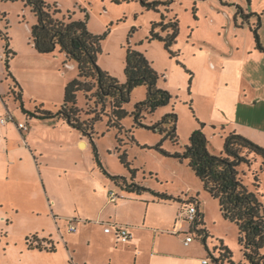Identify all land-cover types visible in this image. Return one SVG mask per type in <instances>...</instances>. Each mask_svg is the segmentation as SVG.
<instances>
[{"label": "rangeland", "instance_id": "374dc122", "mask_svg": "<svg viewBox=\"0 0 264 264\" xmlns=\"http://www.w3.org/2000/svg\"><path fill=\"white\" fill-rule=\"evenodd\" d=\"M43 2L56 5L64 16L70 15L72 20L85 21L91 34L105 36L97 65L119 82H125L123 71L127 45L144 54L160 76L158 88L171 95L170 104L159 108L153 116H147L144 123L151 124L174 112L177 115L178 143L173 144L157 133L137 128L131 133L134 141L121 147V152L126 150L130 168L138 169L137 183L152 190L179 194L184 200L188 199V192L199 198L201 210L205 213L204 227L209 233L205 245L202 237L193 236L195 242L206 249L210 264H214L212 258H220L221 241L231 252L232 264H244L237 229L223 220L217 201L204 192L185 163L164 157L153 148L161 144L166 152H182L191 133L201 130L208 140L209 153L219 155L228 130L236 125L256 129L255 137L264 147V53L256 52L255 40L249 30L251 26L257 27L259 43L264 47V0H173L166 13L168 18L174 16L179 22L176 44L172 47L178 56L172 59L161 42H147L151 23L159 21L161 13L165 14V6L154 12L144 10L139 1ZM34 23L33 14L21 0H0V33L6 34L9 39L8 49L17 51V56H12L9 62L12 78L8 77L5 64L0 61V89L6 91L4 100L16 120L27 122V129L34 123L39 125L29 140L31 149L29 145L26 147L28 154H17L16 166H12L9 175L5 171L7 165L13 163V157H0V215L11 214L13 217L8 227L4 222L0 224V229L14 233L45 228L48 224V200L51 204L56 199L62 206L61 214L68 215L72 207L78 206L82 210L83 205H88L95 197L94 182L87 174L90 168H96L88 139L85 138L89 148L83 152L84 148L75 147L69 136L57 129L60 125L68 127L66 124L59 123L53 129L56 120L41 121L22 112L23 107L31 113L42 102L45 109L52 112L58 110L64 93L59 75L65 72L66 80L70 82L77 74L74 65L73 71L67 67L72 63L67 62L65 57L56 71L55 67L45 65L41 60L43 58L33 56L46 57L38 54L31 45L30 27ZM5 45L0 35V51L3 54ZM13 77L21 85V101L15 100V95L10 93ZM14 91L17 93L18 89ZM145 94L144 87L135 88L126 110L131 112L135 104L145 99ZM85 103L84 96L79 93L78 108H85ZM6 116L8 113L3 118ZM9 124L22 140L13 121ZM132 124L131 117L122 121L125 130L131 129ZM70 130L80 134L72 128ZM24 136L27 138V131ZM116 136V129L107 127L106 118L94 124L93 141L102 165L110 174L129 177L128 170L120 164L115 153L118 146ZM218 147L220 150L217 151ZM259 167L260 160L257 159L253 168L260 172ZM39 169H42L44 183ZM242 170L245 172L244 184L250 187L249 174L245 167ZM95 171L99 173L97 168ZM259 178L262 185L258 193L263 196L261 200L264 204V171L260 172ZM146 194L140 197L129 194V198H142ZM187 223L190 225V222ZM261 253L264 256V249ZM224 264L230 263L225 261Z\"/></svg>", "mask_w": 264, "mask_h": 264}, {"label": "trees", "instance_id": "16d2710c", "mask_svg": "<svg viewBox=\"0 0 264 264\" xmlns=\"http://www.w3.org/2000/svg\"><path fill=\"white\" fill-rule=\"evenodd\" d=\"M21 1L35 18V23L30 27V42L34 50L41 55L62 54L67 62L74 64L77 71L76 78L64 87L63 102L58 110L52 112L45 110L43 106H37L31 113L22 107V112L30 118L41 121H60L78 131L83 138L88 139L98 171L126 194L141 196L147 193L157 201H173L181 206L195 205L193 199L182 200L181 197L155 192L137 183L135 178L138 169L130 168L131 163L128 162L126 150L121 152V147L134 141L131 133L137 128L157 133L173 144L178 143L177 115L174 112L163 115L151 124L144 123L147 116H153L159 108L167 106L171 101V95L158 88L160 76L144 54L127 45L123 71L125 82L121 83L103 72L97 65V57L101 54V45L105 36L91 34L85 21L72 20L70 15L64 16L56 5H49L43 0ZM121 1H139L144 10L154 12H159V7L165 6V14L161 13L160 20L151 23L147 42H161L171 59L178 56L172 47L176 44L179 22L176 17L168 18L166 15L173 0L165 2ZM249 30L253 35L257 50L264 52V47L259 43L257 27L251 26ZM0 35L6 42L7 59L4 64L8 77L12 78L9 72V62L14 54L8 49L9 39L6 34L0 33ZM185 72H187L186 69ZM138 87H144L145 99L135 104L133 110L128 112L125 106L130 102L132 91ZM16 89H18L17 93L14 91ZM10 93L15 95V100L21 101L20 87L14 79ZM79 93L86 101L83 109L77 106ZM103 117L106 118L107 127L117 131L118 146L115 153L118 155L120 164L128 170V178L110 174L99 159L93 141L94 124L101 121ZM127 117L133 119L129 130H125L122 126V121ZM207 147V138L201 130H197L191 133L188 144L182 152H166L161 148V144L153 149L164 157L185 163L201 183L204 192L217 201L223 220L233 224L237 229V240L244 264H264V256L261 253L264 249V204L261 200L263 196L258 193L262 185L259 174L264 171V147L235 132L228 133L224 138L219 155L210 154ZM257 159L260 160V172L253 168ZM242 167H245L249 174L251 189L244 184L245 172ZM196 211L195 220L190 222V232L192 235L202 237L205 245L208 233L204 228L202 215L198 210ZM26 243L30 249L54 251L52 243L36 240L34 236L28 238ZM209 256L212 257L211 254ZM219 256V259L212 258L214 264H224L225 261L232 264L231 252L222 244L219 248Z\"/></svg>", "mask_w": 264, "mask_h": 264}, {"label": "crops", "instance_id": "0c3cea01", "mask_svg": "<svg viewBox=\"0 0 264 264\" xmlns=\"http://www.w3.org/2000/svg\"><path fill=\"white\" fill-rule=\"evenodd\" d=\"M255 50L258 51L256 44ZM10 51L14 54L13 57L17 56L16 49ZM33 56L43 58L41 59L43 63L49 67H55L56 71L59 70L60 63L65 57L59 53L45 55L46 57H38L36 54ZM73 65L72 63L67 67L73 71ZM64 73L59 75L62 79L61 87L63 88L69 83V79L66 80L67 74ZM11 76L13 75L11 74ZM14 80L21 87L17 79L14 78ZM5 94L6 91L0 89V119H3L4 114L8 113L13 118L15 127L19 123H25L27 126V122L14 118L9 105L4 100ZM39 106L44 108L45 103L42 102ZM9 122L0 123V157L4 158L5 155L8 159L10 156L13 157V163L6 167L5 173L8 175L12 166H16L17 154L19 152L28 154L26 147L29 145L31 149L29 140L39 128L38 123L32 124L30 129L26 130L28 132L27 138L24 136L26 131L17 129L22 137L20 140ZM59 123L62 122L56 120L53 129L58 127ZM57 129L61 133L67 134L68 139L75 147L84 148L83 152L89 148L88 141L80 134L71 133L70 127L60 125ZM255 130L247 126L236 125L228 132L241 134L256 144L262 145L255 137L257 135ZM60 138L65 137L60 136ZM218 150H220L219 147ZM95 170L96 168L92 167L87 172L94 182L95 197L88 205H83V212L77 206L71 208L70 214H61V204L56 199L52 200L51 204L48 200L49 204L46 209L48 224L45 228L41 227L21 233H14L4 228L0 229V264H201V260L207 257L206 249L195 242V238L190 232L191 225L178 217L184 206L173 201H157L150 194H146L147 196L142 198H139L140 196L129 198L128 194L104 179L100 172L95 173ZM39 171L42 176V169ZM122 176L125 175L122 174ZM125 177L128 178V176ZM42 181L45 182L43 176ZM110 190H114L122 196L115 203L108 201ZM154 191L166 193L172 197H182L166 190L163 192ZM188 193L186 195L189 199H193L195 207L205 222V213L201 210L199 198ZM182 200L184 199L182 198ZM11 219L13 220L11 214L8 216L0 215V224L6 222L8 227L9 223L12 222ZM108 223L127 227L132 235L131 240L127 243L120 242L115 229L106 233L104 228ZM69 224L75 226V232L68 231ZM33 236L36 240L52 243L54 251L28 248L26 240ZM186 236L193 238L192 242L187 245L184 244ZM221 242L224 244L223 241Z\"/></svg>", "mask_w": 264, "mask_h": 264}, {"label": "built area", "instance_id": "2783aa9c", "mask_svg": "<svg viewBox=\"0 0 264 264\" xmlns=\"http://www.w3.org/2000/svg\"><path fill=\"white\" fill-rule=\"evenodd\" d=\"M6 59H7L6 52H5V54H3L0 51V61L5 62ZM6 121H13V118L10 115H8L5 118L0 119V123L1 124L5 123ZM16 127L20 131H26L27 130V126H26L25 123H19V124L16 125ZM120 197H122V196L119 195L114 190H110L108 192V201L110 203H115L118 199H120ZM196 210H197V208L195 207V205H187V206L184 205V207H182L178 217L180 219H183L186 222L187 221L188 222H193L195 220V218H196V214H197ZM112 229H115L120 242L127 243V242H129L131 240L132 235L128 231L127 227L118 226V225H115V224H109L108 223L107 225H105L104 231L106 233H110ZM68 231L69 232H75L76 231L75 226L72 225V224H69ZM192 240H193L192 236H186V238L184 240V244L187 245L190 242H192ZM201 264H210L209 258L206 257V258L202 259L201 260Z\"/></svg>", "mask_w": 264, "mask_h": 264}]
</instances>
